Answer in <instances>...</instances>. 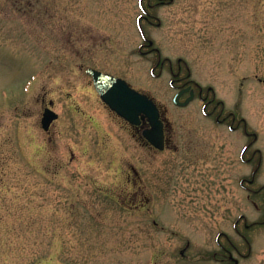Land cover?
<instances>
[{"label": "rangeland", "instance_id": "374dc122", "mask_svg": "<svg viewBox=\"0 0 264 264\" xmlns=\"http://www.w3.org/2000/svg\"><path fill=\"white\" fill-rule=\"evenodd\" d=\"M87 67L156 101L165 149ZM230 259L264 264V0H0V264Z\"/></svg>", "mask_w": 264, "mask_h": 264}, {"label": "water", "instance_id": "95a60500", "mask_svg": "<svg viewBox=\"0 0 264 264\" xmlns=\"http://www.w3.org/2000/svg\"><path fill=\"white\" fill-rule=\"evenodd\" d=\"M86 73L91 75L97 93L111 110L134 126L139 125L141 121H147L149 127L142 130V136L153 147L164 149V123L152 98L131 87L120 77L93 68H87ZM182 93L183 91H180L174 97V102L178 105H185L192 98L191 93L185 101L179 102ZM57 117L58 114L54 110L45 107L41 118L42 128L48 130Z\"/></svg>", "mask_w": 264, "mask_h": 264}, {"label": "flooded vegetation", "instance_id": "af4514ba", "mask_svg": "<svg viewBox=\"0 0 264 264\" xmlns=\"http://www.w3.org/2000/svg\"><path fill=\"white\" fill-rule=\"evenodd\" d=\"M160 2H162V1H160ZM143 11L146 13V15L147 16H142L144 19H147L148 21H149V18H150V14H149V12L145 9V8H143ZM140 21H138V23H139ZM139 26L141 27V25H140V23H139ZM141 34H142V37L144 38V34H143V32H141ZM143 45V44H142ZM144 45H147V44H144ZM155 51H157L158 52V50H155ZM164 62L165 61H163V59H161V57H160V55H159V53H158V61H157V65L158 66H160V67H162L163 65H164ZM171 62V61H170ZM169 62V63H170ZM178 64H177V69H176V72H173L171 69H172V63H170V66H169V68H170V70H171V75H172V79H171V81H170V83H171V85L173 86V87H176L177 89H176V92L178 91V90H181V89H185V87H187L188 85L185 83L186 81H184V82H182V83H179V81L183 78V77H179V73H180V70H181V64H180V62H181V59H178ZM121 78H124V76H121ZM197 86H198V88H197V90L196 89H191V88H189V89H187L188 91L184 94V95H182V96H184V98L186 99L187 97H189L190 95H191V93H192V98H199V99H201V100H203V103H204V109L206 110V108L208 107V105H209V103L212 101V100H210V99H207V94H205V95H203V90H202V87H200L198 84H196ZM191 98V99H192ZM181 99V98H180ZM160 108V107H159ZM160 112H161V109H160ZM211 111H209V112H207V114L208 115H211ZM232 116H231V119H230V124L229 125H231L233 122H234V114H231ZM220 116H221V111H219L218 113H216V120L218 121V122H223L224 121V119H225V117H222L223 119H221L220 118ZM161 117H162V112H161ZM149 126V124L147 123V122H145V121H143L139 126H137V127H134L136 130H139L140 131V133H141V131H142V129L143 128H146V127H148ZM165 127H166V124H165V126H164V134H165V138H166V131H165ZM143 139V138H142ZM144 140V139H143ZM166 142V141H165ZM230 260H232L233 261V263L234 264H237L238 263V260L237 259H230Z\"/></svg>", "mask_w": 264, "mask_h": 264}]
</instances>
